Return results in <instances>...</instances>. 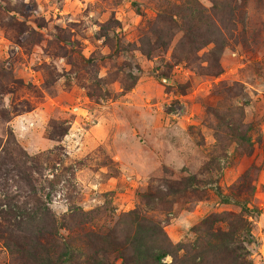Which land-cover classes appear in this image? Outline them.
I'll return each mask as SVG.
<instances>
[{
  "label": "rangeland",
  "instance_id": "obj_1",
  "mask_svg": "<svg viewBox=\"0 0 264 264\" xmlns=\"http://www.w3.org/2000/svg\"><path fill=\"white\" fill-rule=\"evenodd\" d=\"M158 251L264 264V0H0V264Z\"/></svg>",
  "mask_w": 264,
  "mask_h": 264
},
{
  "label": "trees",
  "instance_id": "obj_2",
  "mask_svg": "<svg viewBox=\"0 0 264 264\" xmlns=\"http://www.w3.org/2000/svg\"><path fill=\"white\" fill-rule=\"evenodd\" d=\"M224 201H225V203H228L230 200H229L228 198H225ZM152 230H153V231H152ZM150 231H151V232H150V235L147 237V238H148V241H150L151 243L155 244L156 242L154 241V238H153V237L156 238V236L161 235V233H160L161 230L157 229V227H156V229H155V226H154V229H151ZM146 232H149V230H145V233H146ZM155 232H157V233H155ZM248 235H250V233H249ZM154 242H155V243H154ZM156 244H158V243H156ZM156 253H157V254H151V256H149V258H150L153 262H156V263L159 264V262L161 261L162 257H164V255H165L166 253H165V252H160V251H158V252H156Z\"/></svg>",
  "mask_w": 264,
  "mask_h": 264
}]
</instances>
